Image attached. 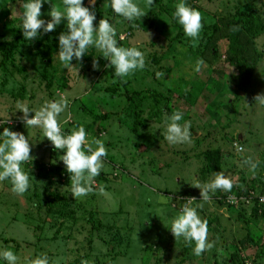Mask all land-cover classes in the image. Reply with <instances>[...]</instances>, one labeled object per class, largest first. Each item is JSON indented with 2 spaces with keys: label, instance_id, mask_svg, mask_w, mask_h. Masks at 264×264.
Masks as SVG:
<instances>
[{
  "label": "rangeland",
  "instance_id": "1",
  "mask_svg": "<svg viewBox=\"0 0 264 264\" xmlns=\"http://www.w3.org/2000/svg\"><path fill=\"white\" fill-rule=\"evenodd\" d=\"M134 2L145 14L131 23L116 16L107 0L91 6L94 25L107 19L118 46L144 54V68L121 79L104 67L107 61L95 48L82 64L61 62L57 36L66 31L63 22L39 39L23 40L17 30L22 6L0 1V43L21 37L12 60L0 68V119L17 123L34 157L23 165L30 181L25 193L15 194L9 180L0 181V249L12 250L17 264H31L41 254L49 264H67L76 256L86 264H264V105L254 100L264 95V0H184L201 15L195 42L172 18L180 0ZM83 3L88 6V0ZM52 4L60 7L62 0ZM49 8L42 5L45 20ZM234 40L244 43L241 66L229 46ZM49 56L55 68L45 60L44 75L40 60ZM197 60L203 62L199 72L193 71ZM61 95L69 101L57 116L62 130L83 125L90 146L95 149L98 139L106 152L93 191L75 199L62 150H54L41 129L24 127L18 111L12 113L17 100L39 109ZM175 111L183 114L181 125L189 123L186 143L164 138L165 121ZM212 149L221 151L217 170H207L205 153ZM246 160L256 168L250 170ZM217 174L230 179L232 189L199 200L195 185ZM247 191L253 200L241 197ZM256 203L258 215L252 210ZM184 204L207 221L213 247L199 256L193 244L175 239L168 229ZM65 205L68 214L61 222L47 221L57 215L53 207L59 212Z\"/></svg>",
  "mask_w": 264,
  "mask_h": 264
},
{
  "label": "clouds",
  "instance_id": "2",
  "mask_svg": "<svg viewBox=\"0 0 264 264\" xmlns=\"http://www.w3.org/2000/svg\"><path fill=\"white\" fill-rule=\"evenodd\" d=\"M151 2L152 0H147L148 4ZM16 3L23 8L19 29L23 40L27 42L54 31L62 22L64 27L66 25V31H61L57 36V54L58 59L67 62L69 66H72L70 61L73 59L79 61L82 56H86L89 48L99 51V57L107 61L104 67L112 68L115 78L122 79L142 70L145 66L144 54L137 47L118 46L115 28L107 19L101 18L95 25L93 24L96 17L91 6L95 0H88V6H84L83 0H62L60 7L53 6L52 0H16ZM42 5H50L47 11L50 19L42 18ZM107 6L116 16L129 23L145 14L134 0H107ZM172 18L192 42L199 38L202 28L199 11L187 6L184 0H180L175 6ZM95 57L92 63L93 70L98 68ZM202 63L201 60H197L193 71L199 72ZM156 75L159 76L160 73ZM254 100L264 105V95L258 94ZM68 103L69 101L61 95L59 100L48 101L39 109H33L17 100L14 105L15 111L12 113L18 111L20 116L17 119L24 127L41 129L43 137L50 141L53 149L62 150L60 161L69 175L70 193L75 199L93 191L92 181L101 173L106 152L104 144L98 139L93 141L95 149L90 146L83 125L76 126L70 132L62 130L57 122V116L65 111ZM182 116V112L175 111L165 121L164 138L169 144L186 143L192 135L187 121L183 125L179 123ZM8 119H0V127L3 128L0 131V181L9 180L11 191L23 194L30 188L29 174L23 170V165L34 157L30 156V141L24 134L3 127ZM245 163L249 165L250 170L256 168L255 163L247 160ZM195 187L200 190L199 200L207 202L210 193L218 189L228 192L232 189L233 183L223 174H217L202 187L199 184ZM168 229L175 239L182 238L186 244H193L192 253L195 256L213 247V243L208 240L207 221L198 215L196 207L182 205ZM17 260L18 257L12 250L0 249V262L3 264H17ZM31 264H49V258L46 254H41L32 259Z\"/></svg>",
  "mask_w": 264,
  "mask_h": 264
},
{
  "label": "trees",
  "instance_id": "3",
  "mask_svg": "<svg viewBox=\"0 0 264 264\" xmlns=\"http://www.w3.org/2000/svg\"><path fill=\"white\" fill-rule=\"evenodd\" d=\"M1 2H4L5 0H0ZM6 13V12H5ZM244 15H246V14H244ZM17 30H19L18 32L19 33H21L20 32V29H17ZM16 30V31H17ZM230 37H232L233 35H232V33L229 35ZM21 38V37H20ZM20 38H17L16 40L17 41H15V42H13V41H4V42H2V43H0V49H1V52H2V54H3V58H2V60L0 61V68H6L7 66H6V64L8 63V61H10V60H12V55L14 54V51H16L17 50V48H18V40H20ZM240 39V38H239ZM37 41V40H36ZM233 43H230V49H231V51H232V53H233V57H234V62L235 63H237V65H239V66H241V61L239 60V57H238V54H239V51H240V48L241 49H243L244 50V43H241V42H239L238 40H234V41H232ZM242 45H241V44ZM91 48H89L88 50H87V52H86V56H82L81 57V59L79 60V61H76L77 62V64H82L83 63V60H89L90 58H91V50H90ZM214 51H215V47H214V49H213ZM49 61L51 64H53L54 65V68H55V64H54V61H53V58L51 57V56H49V57H47L46 59L45 58H42L41 60H40V64H41V66H42V69H39L38 71L41 73H44V75H47V71H45L46 69H45V67L43 68V65H44V61ZM56 70V69H55ZM44 71V72H43ZM66 84V83H65ZM238 85L240 86V84L238 83ZM21 96V95H20ZM184 96H186V98L188 99V100H190L191 101V104H193V102H194V98L192 97V96H190V94L189 93H187V92H185L184 93ZM230 125V123H229V120L227 119V123L226 124H224V127L225 126H229ZM3 127H9V129L11 130V131H18V128H19V126L17 125V123H12V124H10V123H5L4 125H3ZM3 130V128L2 127H0V131H2ZM65 132H67V131H65ZM220 153H221V151H220V149H212V150H210V151H208V152H206L205 153V157H206V160H207V170H212V169H215V170H217L218 168H220V165H221V155H220ZM53 164L49 167V170H51L52 172H53ZM55 168H57V167H55ZM67 179H69V176L67 177ZM248 191L246 192V193H244L245 194V196L243 197V196H241L242 198H245V197H247L248 198V200L250 201L251 199L253 200L255 197L254 196H249L248 194ZM248 195V196H247ZM221 196H224V195H221ZM240 197V198H241ZM223 198H225V197H223ZM250 198V199H249ZM238 199H239V197L237 198V201H238ZM259 197H258V201H256V202H259ZM222 200V198L220 199V201ZM224 200V202H225V199H223ZM234 199H232V201H233ZM48 204V203H47ZM258 203H256L255 205H253V208H252V210H253V214H255V215H258V212L260 211L259 210V208H258V205H257ZM49 206L51 205V203H49L48 204ZM232 206V205H231ZM51 208V207H50ZM68 208H69V205H65V206H62L61 207V210L59 209V212H56V206L55 207H53L51 210L53 211L51 214H57V215H50V220H47V221H50L52 224H54L55 222L57 223V221H60V217H64V216H66V214H68ZM238 209H239V207H237ZM54 209V210H53ZM71 212V211H70ZM55 216H56V218H55ZM61 222V221H60ZM263 245H264V243H262ZM67 264H86L85 263V261L83 260V258H81L80 256H76V258L74 259V260H72V261H70V262H67Z\"/></svg>",
  "mask_w": 264,
  "mask_h": 264
}]
</instances>
